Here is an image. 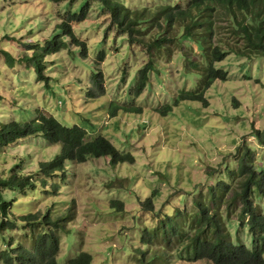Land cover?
I'll return each mask as SVG.
<instances>
[{
    "label": "rangeland",
    "instance_id": "rangeland-1",
    "mask_svg": "<svg viewBox=\"0 0 264 264\" xmlns=\"http://www.w3.org/2000/svg\"><path fill=\"white\" fill-rule=\"evenodd\" d=\"M122 1L135 8L160 0ZM87 3L86 18L71 21L78 39L87 45V55L82 57L81 47L73 42L45 55L47 86L26 58L32 56L35 46L42 50L45 43L61 35L60 24L70 13L79 14ZM102 50L106 56L99 60ZM195 54L201 57L200 52ZM147 55L139 45L129 43L127 34L116 31L98 0H0V121L30 120L37 110L53 114L67 125L85 127L92 136H105L120 152H130L135 158L133 163L116 165L110 164L108 157L91 158L55 180L57 194L51 188L52 192L46 193L41 187L16 194L12 207L16 215L47 209L55 215L69 207L72 214L74 200L75 216L61 234L57 264H67L68 258L80 251L92 254V264H129L130 250L141 246L142 227L152 222V213L141 201L155 191L156 209L174 202L173 194L202 185L207 170L221 169L238 143L244 138L253 140V128L264 127V55L229 54L219 63L228 71V78L216 81L207 91L208 106L186 100L166 115L159 109L179 88L193 89L198 78L189 79L179 72L181 62L168 63L162 57L172 76L168 77L166 70L159 76L152 74L151 84L135 99L143 112L111 116L110 103H130L128 93ZM97 69L104 79L102 95L91 77ZM58 152L59 145L36 135L6 150L0 148V176L9 175L11 167L13 172L34 174L40 161ZM209 181L207 178L206 184ZM114 199L124 202L121 210L110 204ZM20 241L29 246V241ZM0 249H5L1 241Z\"/></svg>",
    "mask_w": 264,
    "mask_h": 264
},
{
    "label": "trees",
    "instance_id": "trees-1",
    "mask_svg": "<svg viewBox=\"0 0 264 264\" xmlns=\"http://www.w3.org/2000/svg\"><path fill=\"white\" fill-rule=\"evenodd\" d=\"M98 1L116 31L127 34L130 44L139 45L148 54L128 93L130 103H110L111 116L143 112L135 99L151 84L152 74L159 76L166 70L168 77L172 76L162 57L168 63L181 62L179 72L189 79L198 78L193 89L179 88L172 100L159 109L166 115L186 100L208 106L207 91L216 81L228 78V71L219 63L229 54L264 55V0H160L135 8L122 0ZM88 11L89 3L79 14L70 13L60 24L61 35H56L50 44L45 43L42 50L34 45L32 56L26 58L47 86L50 82L44 75L45 55L69 47L70 42L81 47L82 57L87 55V45L78 39L71 21L84 20ZM4 53L12 59L10 53ZM105 56L102 50L97 58L104 60ZM91 77L99 86L100 95L104 94L102 71H93ZM89 94L94 96L92 89ZM33 135L59 145V152L40 161L34 174L13 172L11 167L9 175L0 176V241L5 246L0 249V261L5 264H57L61 234L75 216L74 200L72 214L68 213L69 207L55 215L49 209L16 215L12 207L18 192L41 187L46 193L52 192L51 188L57 194L54 192L59 185L55 180L66 177L69 168L91 158L108 157L113 165L135 160L130 152H120L105 136H92L85 127L67 125L53 114L37 110L30 120L0 121L1 149ZM250 136L253 140L244 138L238 143L232 158L224 161L221 169L206 171V180H210L207 184L206 180L200 181L202 185L173 194L174 202H167L163 208L154 206L155 191L141 201L143 208L152 213V222L142 227L141 246L132 247L129 264H264V127L253 128ZM110 204L121 210L124 202L114 199ZM22 239L29 241V246L24 247ZM92 261V254L80 251L68 258L67 264Z\"/></svg>",
    "mask_w": 264,
    "mask_h": 264
}]
</instances>
